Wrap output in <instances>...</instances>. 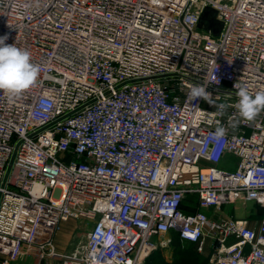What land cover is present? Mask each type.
Wrapping results in <instances>:
<instances>
[{"label":"built area","instance_id":"1","mask_svg":"<svg viewBox=\"0 0 264 264\" xmlns=\"http://www.w3.org/2000/svg\"><path fill=\"white\" fill-rule=\"evenodd\" d=\"M4 35L39 77L0 91V251L53 254L82 217L81 262L65 264H136L173 231L208 264H264V111L234 107L239 86L264 91V0H0ZM251 203L255 226L221 212Z\"/></svg>","mask_w":264,"mask_h":264},{"label":"rangeland","instance_id":"2","mask_svg":"<svg viewBox=\"0 0 264 264\" xmlns=\"http://www.w3.org/2000/svg\"><path fill=\"white\" fill-rule=\"evenodd\" d=\"M233 205H225L222 209V213L226 215H232L229 211ZM241 207V206H240ZM237 207L238 213L243 214L240 218L246 220H256L261 214V207L257 204L251 203L244 207ZM245 208V209H244ZM242 211V212H240ZM213 211L209 212L212 215ZM93 227V221L86 218H70L69 220L61 223L59 228L53 235L55 252L50 254L47 251L42 253L39 249V245L24 244L20 248V251L16 256H8L7 251H0V262L5 261V264H65L69 260L81 262L83 249L87 243L88 232ZM158 242V247L150 252L154 258V263L157 264H172L173 259L176 257V252H189L194 256L197 253L195 247L189 243L181 242L180 245L175 241L173 234H164L153 237ZM38 245V246H37ZM178 250V251H177ZM139 259L136 264H145L146 260L150 256ZM200 258H203L202 264H205L204 258L207 259V255L200 253Z\"/></svg>","mask_w":264,"mask_h":264},{"label":"clouds","instance_id":"3","mask_svg":"<svg viewBox=\"0 0 264 264\" xmlns=\"http://www.w3.org/2000/svg\"><path fill=\"white\" fill-rule=\"evenodd\" d=\"M8 35L0 36V91L9 98L22 95L26 90L34 87L38 77L39 68L32 62L31 53L16 46V44H6ZM235 95L238 101L234 107L237 109L239 117L243 121H253L264 111V91L251 92L247 87H238ZM190 100L202 99L217 109V115L223 116L230 105L225 103L217 104L212 99V94L207 91V85L193 84L189 91ZM239 121H229V127L235 128ZM227 133V128L218 125L214 137L223 138Z\"/></svg>","mask_w":264,"mask_h":264},{"label":"trees","instance_id":"4","mask_svg":"<svg viewBox=\"0 0 264 264\" xmlns=\"http://www.w3.org/2000/svg\"><path fill=\"white\" fill-rule=\"evenodd\" d=\"M190 201H193V197L190 198ZM185 206L187 207V209L190 208V206L188 208V204H185ZM170 234H173L175 236V241L178 243V245H180L181 242L189 243V244L193 245L195 247V250L197 251L194 243L183 241L179 237V234L176 231H173ZM197 253H199V252L197 251ZM200 257H201L200 253L195 254V256H194L192 253H189L187 251L176 252V257L173 259L172 264H202L203 258H200ZM154 258H155V255L153 256V254L152 255L150 254V256L146 260L145 264H156L153 262ZM204 260H205V264H208V259L204 258ZM157 264H158V262H157Z\"/></svg>","mask_w":264,"mask_h":264},{"label":"crops","instance_id":"5","mask_svg":"<svg viewBox=\"0 0 264 264\" xmlns=\"http://www.w3.org/2000/svg\"><path fill=\"white\" fill-rule=\"evenodd\" d=\"M237 207H240V206H236V207H232V208H230V209H229L230 213H231L232 215L236 216V217H239V216H241V215L243 216V214L238 213V211L236 210ZM240 208H241V207H240ZM244 209H245V208H244ZM240 212H242V211H240ZM225 215H226V214H225ZM242 216H241V217H242ZM243 217H244V216H243ZM239 218H240V217H239ZM260 218H261V214H260V216H259L256 220H248V222H249L250 225L255 226V225H257V223L259 222Z\"/></svg>","mask_w":264,"mask_h":264},{"label":"water","instance_id":"6","mask_svg":"<svg viewBox=\"0 0 264 264\" xmlns=\"http://www.w3.org/2000/svg\"><path fill=\"white\" fill-rule=\"evenodd\" d=\"M209 12V10H206L202 16V19H201V23L199 24L200 27H203V18L204 16ZM206 29H209L211 30V32L215 35H217L220 31V27L219 26H215V27H206Z\"/></svg>","mask_w":264,"mask_h":264}]
</instances>
